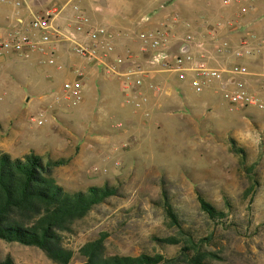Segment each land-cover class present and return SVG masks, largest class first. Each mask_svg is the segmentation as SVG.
I'll return each mask as SVG.
<instances>
[{"label": "rangeland", "instance_id": "374dc122", "mask_svg": "<svg viewBox=\"0 0 264 264\" xmlns=\"http://www.w3.org/2000/svg\"><path fill=\"white\" fill-rule=\"evenodd\" d=\"M44 1V7L57 8L70 1L62 12L65 15L73 3L87 10L97 3L110 11L117 0ZM147 1L127 15L135 18L158 2L168 5L171 0ZM240 4L238 9H224L221 0H174L168 7L198 27L203 19H233L235 11L239 14L247 6L246 1ZM253 4L264 9V0ZM10 15L0 0V37L6 34ZM112 25L124 36L123 28L130 22ZM67 57L82 67L81 57L73 53ZM260 68L263 71L264 65ZM75 76L68 64L57 68L41 63L36 55L23 58L0 52V149H9L13 156L30 149L55 156L46 151L49 148L75 154L76 143L97 135L101 146L90 154L92 161L83 170L86 176L75 175L72 165L55 167V175L74 188L84 189L93 180L118 186V195L98 204L64 234L65 243L74 250L69 264H83L78 248L103 233L109 254L172 255L174 251L161 238L181 237V233L165 212V204L172 206L180 228L202 250L216 254L206 258L209 264H264V108L235 107L221 90L196 92L188 81L175 79L169 95H150L152 107L143 116L123 100L116 79L96 70L83 79V100L77 105L53 107L55 118L48 111L42 127L28 120L51 92ZM259 77L264 81V76ZM232 147L242 151L234 152ZM255 179L260 184L255 185ZM197 191L226 216L209 218L200 208ZM6 255L15 264H55L35 246L0 239V259Z\"/></svg>", "mask_w": 264, "mask_h": 264}, {"label": "built area", "instance_id": "2783aa9c", "mask_svg": "<svg viewBox=\"0 0 264 264\" xmlns=\"http://www.w3.org/2000/svg\"><path fill=\"white\" fill-rule=\"evenodd\" d=\"M242 1H246L247 6H242L241 14L255 9L253 0H221L225 6ZM69 3L66 2L60 8L54 6L37 11L28 9V15L23 17L20 16V9L28 5V0H12L14 12L6 34L0 37V52L13 53L23 58L38 55L41 63L61 68L57 64L56 54L61 47H65L104 77L116 79L123 100L131 103L135 110H140L143 116H147L152 107L150 95L158 98L170 94L166 83L155 81L157 74H165L166 78L174 75L178 80L188 81L196 92L205 89L221 90L224 98L235 107L254 105L264 108V84L256 90H250L245 82L250 70L244 64L233 62L229 66H222L210 63L217 56L242 59L262 55L264 35L247 30L236 44L212 36V48L209 49L205 41L198 39L191 31L192 24L188 21L182 22L187 33L173 36L172 27L178 21V14L170 13L154 29L130 31V38L138 42L137 50L136 53L129 51L123 55L116 51L115 37L119 33L112 31L106 24L93 23L81 4L73 3L70 14L62 15ZM150 21L151 15L142 13L136 18V25L141 26ZM204 24L210 26V29H217L232 27L234 23L229 20L218 21L213 25ZM173 39L176 40V48H173ZM71 70L75 78L72 81L65 80L58 90L51 92L50 98L43 101L40 110L28 115L30 122L42 127L47 121L48 111L55 118L54 113L57 111L53 107L64 109L83 100V79L86 74L78 64H72ZM256 75L264 76V72ZM116 126L122 127V123Z\"/></svg>", "mask_w": 264, "mask_h": 264}, {"label": "trees", "instance_id": "16d2710c", "mask_svg": "<svg viewBox=\"0 0 264 264\" xmlns=\"http://www.w3.org/2000/svg\"><path fill=\"white\" fill-rule=\"evenodd\" d=\"M240 153L241 148L232 147ZM71 156H43L34 149L13 156L0 149V239L39 248L55 264H69L74 250L65 243L64 234L72 232L74 224L84 218L98 204L118 195V186L108 181L88 185L84 189L62 184L54 168L69 163ZM255 185L260 184L258 179ZM253 188L251 185L247 192ZM200 208L209 218L226 216L197 191ZM165 212L177 224L181 237L161 238L174 253H140L137 255L109 254L105 249V234L88 240L78 248L83 264H209L208 257L216 254L202 250L190 234L180 228L172 206L165 204ZM0 264H15L10 255Z\"/></svg>", "mask_w": 264, "mask_h": 264}, {"label": "crops", "instance_id": "0c3cea01", "mask_svg": "<svg viewBox=\"0 0 264 264\" xmlns=\"http://www.w3.org/2000/svg\"><path fill=\"white\" fill-rule=\"evenodd\" d=\"M44 0H28V8L27 6H22V8L20 9V16L26 17L28 15V9H31L33 11H37V10H41V9H45L47 7H44V5L46 3H44ZM4 3V2H3ZM7 8L10 9L11 11V15L9 20L11 21L12 16H13V12H14V6L12 5V0L6 2ZM148 1L147 0H117L115 2V4L113 5V7L111 8L110 11H106V10H102L103 8L95 3L91 6L90 10L86 9L83 5H81L87 12V14L90 16V19L92 20L93 23L96 24H106L112 31L119 33L118 36L115 37V42L117 45V53L119 54H126L129 51L135 52L137 50V40L134 38H130V35H128V33H130V31L132 30H139V29H154L156 27V25L158 24V22L166 15L170 14V13H176L174 12V10H172L170 7L173 5L174 0H171L170 3L168 5L164 4L163 2H158L156 4V6L154 8H152V10L145 12L151 15V21L147 24H143L141 26L136 25V18L144 13H139L137 14V17L132 18L131 16H128L127 14H129V10H131L132 8H139L140 5H145L147 4ZM154 3V2H153ZM156 3V2H155ZM131 4V5H130ZM161 5H164V7L162 8ZM240 5L239 3L233 2L229 5H223L222 7L224 9H228L230 7H237ZM224 12H229V11H224ZM204 13L207 14L208 11L204 10ZM70 14V13H69ZM177 14V13H176ZM203 16H201L202 18ZM170 21L171 18L169 19ZM231 20L234 24L232 27L230 26H223L221 28H217V29H210V26H206L204 24V22H206V24L209 25H213L218 21H223V22H227ZM10 21L7 24V26L9 27L11 25ZM183 21H188L186 20L184 17H180L178 15V21H176L173 24L172 27V32H173V36H183L185 33H187V29L182 25ZM115 22H123V24H127L128 22H130V25L124 27L123 29L127 31V33L125 32L123 35L124 36H120L121 33L115 29H112V24ZM189 22V21H188ZM191 23V22H190ZM192 24V28L191 31H193L195 33V36L198 39H202L205 41V46L209 49L212 48V39L211 37L213 36L214 38H216L217 40L220 39H227L229 40L232 44H236L238 42V40L240 39V37L243 35V33L247 30H251L253 32H255L258 35H264V9L257 5V8H255L254 10H250L248 13H244L241 14L235 11V16L233 17V19H229V18H221V19H217L214 22H208L206 19H203L198 27L202 28V29H198V27L194 24ZM127 45L129 47H127ZM173 48H176V40L173 39ZM71 55L70 52H68L66 50L65 47H61L59 49V51L57 52V64H59L61 67L66 66L67 64L69 65V67L72 66V63L74 64L75 62H73L71 57H67V55ZM37 59H39V56L36 55ZM140 60V58H139ZM67 64H65L64 62H67ZM233 62H240L242 64H244L249 70H250V74L245 78V82L247 87L250 90H256L258 89L262 84H264V81L261 80V78L256 75L258 73L264 72L260 71L262 70V68H260L261 66H263L264 64V53L258 57H254V58H242V59H234V58H229V57H220L217 56L216 60H211V64L213 65H222V66H229L230 64H232ZM64 63V64H63ZM83 69V72L86 74V77H91L95 72L96 69L93 66H90L84 62L80 63ZM263 64V65H262ZM257 68V70H256ZM175 79L176 77L174 75H170L169 77H165V74H157L155 76V81H161L166 83L168 86H172V84L175 83ZM117 81V80H116ZM118 84V81H117ZM29 99V98H28ZM27 99V100H28ZM30 100V99H29ZM167 99H164V101H166ZM158 105L157 106H161V101L157 102ZM100 121V120H98ZM126 130V129H125ZM127 131V130H126ZM125 131V132H126ZM97 135H92L90 136L88 139H83L80 140L79 143H76L75 147H77V149L75 150V154L70 151H63V152H58V151H53L51 150V148L47 149L46 151L51 154V155H55V156H71V159L69 161V163H67V165H61L58 166L59 168L61 167H66L64 169H68L69 165L73 166V171L75 175H79V176H86V174L83 173V170L85 169V166L91 162V156L90 154L92 152H94L98 147L101 146V143L99 142L100 140H97ZM69 147V145H68ZM68 147L66 149H68ZM3 150L8 151L9 149L7 148H3ZM37 152V151H36ZM39 154H43L42 152H37ZM57 167V168H58ZM54 174H56V168L54 169ZM56 176V175H55ZM62 184H64L65 186H68L67 183L65 182V180L63 179H58ZM92 184H99L98 182L93 181H89L87 183L88 185H92ZM86 186V187H87ZM70 188H74L72 186H68ZM82 189V187H76L75 189Z\"/></svg>", "mask_w": 264, "mask_h": 264}]
</instances>
